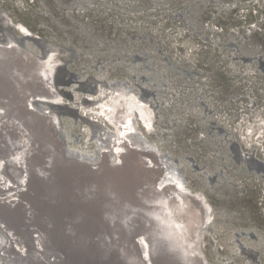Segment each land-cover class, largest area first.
<instances>
[{
	"label": "rangeland",
	"instance_id": "374dc122",
	"mask_svg": "<svg viewBox=\"0 0 264 264\" xmlns=\"http://www.w3.org/2000/svg\"><path fill=\"white\" fill-rule=\"evenodd\" d=\"M0 8V39L18 35L34 61L54 53L52 96L28 104L56 119L65 152L93 161L110 153L113 129L103 134L78 113L93 112L86 99L98 100L97 89L136 93L156 113L152 132L135 119L141 147L157 141L165 166L214 209L200 233L202 264H264V0H0Z\"/></svg>",
	"mask_w": 264,
	"mask_h": 264
},
{
	"label": "bare ground",
	"instance_id": "6f19581e",
	"mask_svg": "<svg viewBox=\"0 0 264 264\" xmlns=\"http://www.w3.org/2000/svg\"><path fill=\"white\" fill-rule=\"evenodd\" d=\"M14 24L23 38L32 34ZM17 39H0V264H202L200 233L214 209L165 166L157 141L142 149L136 120L152 132V107L132 91L97 89L100 98L86 100L103 119L87 108L78 116L103 134L112 128L114 147L99 161L67 155L56 119L28 104L32 95L52 96L45 85L54 53L34 61Z\"/></svg>",
	"mask_w": 264,
	"mask_h": 264
},
{
	"label": "water",
	"instance_id": "95a60500",
	"mask_svg": "<svg viewBox=\"0 0 264 264\" xmlns=\"http://www.w3.org/2000/svg\"><path fill=\"white\" fill-rule=\"evenodd\" d=\"M11 26H13V28H15L16 26L13 24V25H11ZM16 37H18V41L19 42H22L21 40H20V37L18 36V35H15ZM14 36V37H15ZM22 36V35H21ZM24 36H26V35H24ZM23 38V37H22ZM25 38V37H24ZM23 38V39H24ZM40 37H38V36H33V35H29L28 37H27V39L28 40H30V41H32V42H37V40L39 39ZM26 39V38H25ZM8 80V79H7ZM13 86H15L16 84L14 83V81H11V80H8ZM80 110V109H79ZM84 111V110H83ZM79 113H82L81 111H79ZM84 116H87L86 115V111H84ZM134 134H136L135 132H134ZM142 149L144 150V148L142 147ZM145 150H147V149H145ZM64 152H65V150H64ZM67 155H69L67 152H65ZM80 158L82 157V156H79ZM82 159V158H81ZM187 183V182H186ZM110 260H113V258H111ZM206 264V263H205Z\"/></svg>",
	"mask_w": 264,
	"mask_h": 264
}]
</instances>
